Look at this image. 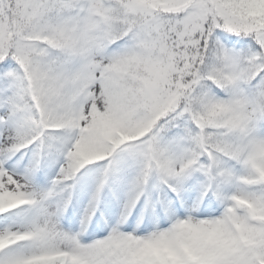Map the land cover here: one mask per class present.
I'll return each instance as SVG.
<instances>
[{
	"label": "snow or ice",
	"instance_id": "snow-or-ice-1",
	"mask_svg": "<svg viewBox=\"0 0 264 264\" xmlns=\"http://www.w3.org/2000/svg\"><path fill=\"white\" fill-rule=\"evenodd\" d=\"M0 264H264V0H0Z\"/></svg>",
	"mask_w": 264,
	"mask_h": 264
}]
</instances>
